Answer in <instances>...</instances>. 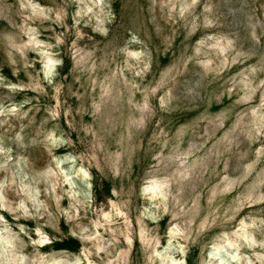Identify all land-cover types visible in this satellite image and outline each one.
I'll use <instances>...</instances> for the list:
<instances>
[{"label": "rangeland", "instance_id": "rangeland-1", "mask_svg": "<svg viewBox=\"0 0 264 264\" xmlns=\"http://www.w3.org/2000/svg\"><path fill=\"white\" fill-rule=\"evenodd\" d=\"M57 261L264 264V0H0V264Z\"/></svg>", "mask_w": 264, "mask_h": 264}, {"label": "bare ground", "instance_id": "bare-ground-1", "mask_svg": "<svg viewBox=\"0 0 264 264\" xmlns=\"http://www.w3.org/2000/svg\"><path fill=\"white\" fill-rule=\"evenodd\" d=\"M49 69H50V68H47V69H46L47 74H48V72H50ZM46 72H45V73H46ZM151 185H152V184H151ZM158 186H159V185H158ZM158 186H157V184H156V185H152L151 187L149 186V187H150V190L152 191V193H155L156 190L159 191V189H158L159 187H158ZM160 188H161V187H160ZM147 189H148V188H147ZM158 191H157V192H158ZM159 192H161V191H159ZM151 195H153V194H151ZM24 207H26V205H25ZM14 236H15V235H14ZM14 236H13V237H14ZM97 239H98V237H97ZM44 243H45V242H44ZM228 243H229V241H228ZM232 243H233V242H232ZM40 245H42V244H40ZM96 245H97V244H96ZM230 245H231V243H230ZM98 246H99V244H98ZM232 246H233V245H232ZM21 247H22V246H21ZM13 248H14V246H13ZM13 248H12V249H13ZM217 249H218V248H217ZM217 249H215V250H217ZM216 252H217V251H216ZM16 254H17V253H16ZM214 255H215V254H214ZM235 256H236V255H235ZM12 257L14 258V257H16V255H15V256H12ZM20 257H22V256H20ZM236 257H237V256H236ZM13 258H12V259H13ZM15 259H18V258H15ZM15 259H14V260H15ZM20 259H22V258H20ZM24 259H25V258H24ZM36 260L39 261V259H36ZM19 261H20V260H19ZM19 261H18V262H19ZM51 261L54 262L55 259H54V261H53V260H51ZM172 261H173V260H172ZM172 261H171V262H172ZM12 262H13V261H12ZM57 262H58L57 264H60L59 261H57ZM171 262H170V264H171ZM16 263H17V262H16ZM54 263H55V262H54ZM175 263H176V262H175ZM19 264H20V263H19ZM21 264H22V263H21ZM173 264H174V263H173ZM177 264H178V263H177ZM181 264H183V263H181Z\"/></svg>", "mask_w": 264, "mask_h": 264}]
</instances>
